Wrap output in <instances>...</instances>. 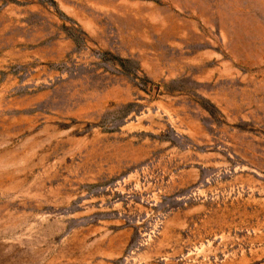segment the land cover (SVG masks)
Listing matches in <instances>:
<instances>
[{
	"label": "rangeland",
	"instance_id": "1",
	"mask_svg": "<svg viewBox=\"0 0 264 264\" xmlns=\"http://www.w3.org/2000/svg\"><path fill=\"white\" fill-rule=\"evenodd\" d=\"M0 264H264V0H0Z\"/></svg>",
	"mask_w": 264,
	"mask_h": 264
}]
</instances>
